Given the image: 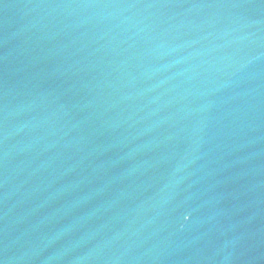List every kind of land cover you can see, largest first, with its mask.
<instances>
[{
	"label": "water",
	"instance_id": "water-1",
	"mask_svg": "<svg viewBox=\"0 0 264 264\" xmlns=\"http://www.w3.org/2000/svg\"><path fill=\"white\" fill-rule=\"evenodd\" d=\"M0 264H264V0H0Z\"/></svg>",
	"mask_w": 264,
	"mask_h": 264
}]
</instances>
